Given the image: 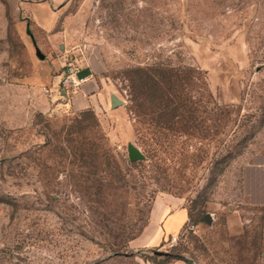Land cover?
<instances>
[{"label": "rangeland", "instance_id": "obj_1", "mask_svg": "<svg viewBox=\"0 0 264 264\" xmlns=\"http://www.w3.org/2000/svg\"><path fill=\"white\" fill-rule=\"evenodd\" d=\"M156 64L192 74L198 130L139 111L132 70ZM69 65L107 103L36 110ZM263 149L264 0H0V264H264Z\"/></svg>", "mask_w": 264, "mask_h": 264}, {"label": "trees", "instance_id": "obj_2", "mask_svg": "<svg viewBox=\"0 0 264 264\" xmlns=\"http://www.w3.org/2000/svg\"><path fill=\"white\" fill-rule=\"evenodd\" d=\"M132 71L134 100L139 111L143 115L148 114V109L150 113L153 110L157 113L153 119L156 136L168 138L180 132L189 133L199 129L201 120L198 121L199 116L192 109L194 101L184 92L192 83V74L188 68L178 73L168 66L156 64L145 68L138 67ZM92 112L90 109L83 111L84 114ZM227 156L232 157V153L228 152ZM144 159L145 156L131 161L134 163ZM220 164V161L216 163L215 178L225 170V166L220 167Z\"/></svg>", "mask_w": 264, "mask_h": 264}, {"label": "crops", "instance_id": "obj_3", "mask_svg": "<svg viewBox=\"0 0 264 264\" xmlns=\"http://www.w3.org/2000/svg\"><path fill=\"white\" fill-rule=\"evenodd\" d=\"M78 77L83 81L79 87L74 92V95L66 98V91L63 89L59 90L58 86L62 80H55V86L52 87V93L47 94L43 92L41 88H35L34 90H29L28 93L32 95L35 99V108L43 113H49L60 109L61 107H66L65 109L81 111L88 108H93L99 104L100 97L103 98V103H107V96L104 94V89L100 80L96 78L91 71L84 70L78 71ZM43 80H41L42 82ZM247 173L244 171L243 181L249 185L252 190L254 197L261 202H264V149L256 157V162L251 164ZM164 217V219H163ZM164 228L168 232L178 231L181 226L188 219V212L186 209L175 210L174 213L168 217L163 216ZM159 218V216H158ZM164 232V231H163Z\"/></svg>", "mask_w": 264, "mask_h": 264}, {"label": "built area", "instance_id": "obj_4", "mask_svg": "<svg viewBox=\"0 0 264 264\" xmlns=\"http://www.w3.org/2000/svg\"><path fill=\"white\" fill-rule=\"evenodd\" d=\"M80 85L81 79L78 77L77 68L73 65H69L65 77L58 86L59 90L62 91L64 89L69 95V92L72 91V93H74L77 89H79ZM45 90L48 91L47 88Z\"/></svg>", "mask_w": 264, "mask_h": 264}, {"label": "water", "instance_id": "obj_5", "mask_svg": "<svg viewBox=\"0 0 264 264\" xmlns=\"http://www.w3.org/2000/svg\"><path fill=\"white\" fill-rule=\"evenodd\" d=\"M143 157L144 155L136 149L132 150L130 153V158L132 161L142 159ZM206 220H210L209 216L206 217Z\"/></svg>", "mask_w": 264, "mask_h": 264}]
</instances>
